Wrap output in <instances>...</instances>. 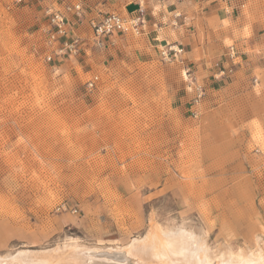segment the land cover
Returning a JSON list of instances; mask_svg holds the SVG:
<instances>
[{"label":"rangeland","instance_id":"obj_1","mask_svg":"<svg viewBox=\"0 0 264 264\" xmlns=\"http://www.w3.org/2000/svg\"><path fill=\"white\" fill-rule=\"evenodd\" d=\"M33 4L0 0V256L141 264L127 248L155 228L193 231L213 264L264 256V69L205 94L211 114L195 119L168 63L83 40L78 58L47 62Z\"/></svg>","mask_w":264,"mask_h":264},{"label":"crops","instance_id":"obj_2","mask_svg":"<svg viewBox=\"0 0 264 264\" xmlns=\"http://www.w3.org/2000/svg\"><path fill=\"white\" fill-rule=\"evenodd\" d=\"M72 1L36 0V17L42 18L45 9L51 7L61 10ZM82 4L84 18L71 20V31L90 53L98 50L92 41L90 20L109 13L134 16L141 6L140 35H116L100 49L107 56L138 63L160 61L174 67L175 78L184 85L180 107L200 120L211 113L207 114L206 103L191 102L195 93L183 81L184 69H190L191 78L202 86L208 101L225 90L246 85L264 69V0H82ZM168 46L183 52L164 61L161 53ZM230 47L234 50L232 59Z\"/></svg>","mask_w":264,"mask_h":264},{"label":"built area","instance_id":"obj_3","mask_svg":"<svg viewBox=\"0 0 264 264\" xmlns=\"http://www.w3.org/2000/svg\"><path fill=\"white\" fill-rule=\"evenodd\" d=\"M27 0H16L17 4L24 3ZM143 9L141 6L134 16L124 17L119 14L109 13L99 19L89 21V27L92 31L93 44L100 48L104 42L116 35L130 33L131 35H140V26L142 25ZM47 18L46 23V45L49 49L48 55L45 57L47 62H51L55 58H72L76 59L83 51L82 39L72 34L71 20L81 21L84 18V9L82 0H73L67 2L63 9L48 8L45 10ZM182 48L177 46H168L162 51L161 57L164 61H168L170 57L181 55ZM230 59L233 58L234 50L229 48ZM186 80L193 85L195 93L194 104H197L205 97L202 86L196 85L193 81L190 69H184ZM97 76L87 81V87L93 88L96 85ZM196 118L197 115L193 114ZM56 212H68L72 215L77 213V209L69 208L66 205H60L56 208Z\"/></svg>","mask_w":264,"mask_h":264},{"label":"bare ground","instance_id":"obj_4","mask_svg":"<svg viewBox=\"0 0 264 264\" xmlns=\"http://www.w3.org/2000/svg\"><path fill=\"white\" fill-rule=\"evenodd\" d=\"M169 234H172V240L168 239ZM198 239L201 238L193 233V231H188L184 228L175 231L155 228L153 234L149 233L145 239L138 242V244L140 243V249L148 248L151 250L150 255L143 256L135 254L138 250V248H136V241L127 249L129 251L131 250V253L137 256L141 264H143L145 259L152 260V264H213L207 248ZM169 243L172 244V249L176 252V255L169 254ZM59 253H61V251ZM46 255L43 254V256L41 255L42 257L36 255V260H32L33 257L28 259L27 256L29 255L25 256V254L16 256L14 260H7L8 257L5 258L0 256V264H53L54 262V264H85V261H83L78 251L73 254L70 252L69 256H64V258L61 257L60 260H57L58 258H55L56 260L54 258L50 259L48 256L46 257ZM217 264H264V256L258 253L257 255L244 257L241 253L232 254V252H229L226 256H223L222 259H218Z\"/></svg>","mask_w":264,"mask_h":264},{"label":"snow or ice","instance_id":"obj_5","mask_svg":"<svg viewBox=\"0 0 264 264\" xmlns=\"http://www.w3.org/2000/svg\"><path fill=\"white\" fill-rule=\"evenodd\" d=\"M168 239L169 240H172L173 239L172 234H169L168 235ZM168 248H169V254L170 255H176V252L172 249V244L171 243H169ZM150 253H151V250L150 249L144 248V249H138L135 254H137V255H143V256H148V255H150ZM121 264H127V262H121ZM143 264H152V260L145 259L143 261Z\"/></svg>","mask_w":264,"mask_h":264},{"label":"water","instance_id":"obj_6","mask_svg":"<svg viewBox=\"0 0 264 264\" xmlns=\"http://www.w3.org/2000/svg\"><path fill=\"white\" fill-rule=\"evenodd\" d=\"M106 257H109V258H112L113 260H115L116 262H118V263H121V262H124V261H126L127 260V258L126 257H123V258H115V257H111V256H108V255H105ZM109 260V259H108Z\"/></svg>","mask_w":264,"mask_h":264}]
</instances>
